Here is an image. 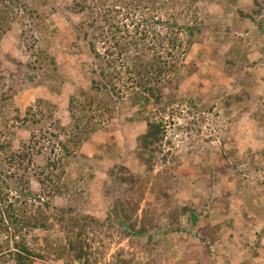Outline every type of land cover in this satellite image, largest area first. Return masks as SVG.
Returning <instances> with one entry per match:
<instances>
[{
  "label": "trees",
  "instance_id": "1",
  "mask_svg": "<svg viewBox=\"0 0 264 264\" xmlns=\"http://www.w3.org/2000/svg\"><path fill=\"white\" fill-rule=\"evenodd\" d=\"M229 1L235 6L238 5V0ZM174 2L175 0H72V3L66 7L65 11L68 13L81 15L83 18L79 24L71 23L76 38L70 47L72 53L76 55L86 51L93 56L95 63L90 65L91 71H84V66L83 69L81 67V73L83 72V77L87 80V87H77V92L71 96L68 107L70 121L67 126L58 124L57 134L47 127L53 120L56 107L42 99L37 101L36 106L26 111L25 117H16L20 127L31 134L28 143L19 140L15 132L11 134L6 126L7 122L2 125L1 131L8 134L10 139L8 143L0 145V264L9 262L100 264L107 255L110 243L117 235L120 236L121 241L130 240L131 243L137 238L138 241L135 242L136 246H140V253L147 251L152 255L159 244L153 238L154 233L164 236L171 234L192 236L195 231H197L196 238L204 246V255L208 259V264H215L212 260L215 255L214 249L219 244L224 231L227 234V230L234 228V219L228 218L213 227L208 226L207 222L211 217L210 211L217 201L224 204L223 214L229 217L231 198L230 196L222 199L210 198L205 193L200 196L199 203L195 204L193 202L179 204L173 199L170 191L174 188V179L171 175L167 178L170 173L169 167L165 166L164 173H156L154 165L155 158L160 159L156 154H162L161 146L165 140L166 128L163 122L151 119L148 113L150 106L165 110L176 102V96L165 93L167 87L173 86L174 76L178 83L176 87H179V84L186 81L191 74L200 71L194 63L183 64V57L178 50L185 45L183 34L187 36L186 54L195 44H201L209 23L197 22L195 25L185 23L182 26L178 25L177 19L174 18L172 22L159 27L162 22H150L144 17L140 23L134 21L131 25L127 24L125 19H120L123 10L116 6L120 5L127 10L142 13L145 6L151 4L152 12L159 14L161 19L162 14L168 11L169 6ZM196 3V0L192 1L190 7L193 8ZM262 3L255 0V7L250 8V12L237 8V19L257 22L258 15H262L264 10V1ZM112 5L115 7L110 8ZM12 13L13 0H0V38L1 34L10 28ZM37 13L38 11L31 9L32 19L37 20L40 26L45 25L44 20ZM167 16L173 17L169 13ZM87 26L96 29L97 33L87 31ZM233 26L237 27V25ZM238 28L240 29L237 27V30ZM259 28L263 41L261 40V47L258 50L263 54L264 22L259 23ZM140 30L142 33H138ZM232 30L230 25L225 27L228 38L233 34ZM231 37L234 38V35ZM240 40L248 42V39ZM98 42H101L105 48L103 54L97 50ZM235 46L236 48L228 55L248 56L249 48L246 50L240 44ZM177 53L179 57L176 56ZM233 59H230L232 62L229 63L232 65L231 72L236 69V61L234 63ZM56 60L54 55L48 57L47 52L39 53V63L47 64L48 68L53 67L52 71L45 73V79L56 82L54 91L61 94L65 81L74 83L58 73ZM254 64L258 66L261 62ZM0 80L3 78L0 77ZM123 81L126 87H131L133 90L130 97L132 104L140 107L135 119L141 118L146 124V131L135 140L136 147L132 152L137 157L136 166L139 171H132L133 165L124 163L128 159V152L123 153L118 145L99 149L95 160L108 158L115 163L106 172L109 180H105L104 184L100 182L102 195L111 201V207L100 211L90 207L94 191L90 187V181L95 178L92 171L96 168L92 165L88 166L90 181L86 185L87 192L76 191L77 182L84 178L86 168L83 167V171H79L76 178L73 177V169L81 163L80 156L76 153L115 119L116 108L123 102L121 90L116 87ZM9 92L2 91L0 87V104L14 98L16 91ZM242 100V96L228 95L223 100V106L231 112ZM191 103L199 113L213 112L215 108L209 98L199 102L191 100ZM36 131L39 132L38 135ZM61 136L64 137L63 140ZM238 139L236 143L242 141L241 137ZM45 141L59 147L61 154L54 160L49 159L45 166L39 167V173L34 171L33 176L40 185V192H35L31 189L30 167L35 162L34 157L40 156L44 150L45 145L42 143ZM262 142L264 143V139ZM13 144L18 145L19 149L13 148ZM128 146L129 144L124 146L126 151ZM104 152L105 154H102ZM247 152L240 156V151L232 146L226 153V161L230 159L233 161L232 167L230 165L210 167L207 188L212 190L223 183L227 175L232 177L234 171L241 172L240 168L246 164L249 168L260 169L259 161L254 160V152L250 149ZM257 152L263 156L261 150ZM163 157L166 162L167 156ZM249 157L252 158L248 160ZM5 164L14 170L7 172ZM83 166L86 164L83 163ZM261 185L264 186V181ZM97 186L100 187L98 183ZM151 186L154 187L156 200L148 203L146 196ZM12 192L14 195L11 194ZM55 198H62L66 204L56 205ZM242 210L244 222H253L248 207L247 210L242 207ZM162 220L165 226L162 225ZM183 220L187 221L186 227L183 225ZM38 230L49 232L58 230L63 234V238L44 239L43 248L33 249L28 244L27 235ZM142 238H147V241L142 243ZM257 243L259 245L260 241ZM255 246L245 244L252 255L257 257L259 254L254 249ZM124 253L125 251L120 252L117 256L120 260L117 259L112 264H132L134 259L132 261L123 259ZM229 256L232 257L225 251L222 259L227 264H233ZM247 262L253 264L251 261ZM151 264L157 263L152 260Z\"/></svg>",
  "mask_w": 264,
  "mask_h": 264
},
{
  "label": "rangeland",
  "instance_id": "2",
  "mask_svg": "<svg viewBox=\"0 0 264 264\" xmlns=\"http://www.w3.org/2000/svg\"><path fill=\"white\" fill-rule=\"evenodd\" d=\"M192 1L194 0H175L174 4L169 6V10L162 14L161 19L159 14L152 12L151 4L146 5L142 13L116 5L123 10L120 19H125V22L131 25L134 21L140 23L144 17L150 22H162L159 27L172 22L174 18L177 19L178 25L182 26L185 23L190 25H195L197 22L209 23L201 44H195L186 54L187 36L183 34L182 39L185 45L178 50L183 57V64L194 63L200 71L191 74L186 81L179 84V87H176L178 85L176 77L172 78L173 86L167 87L165 93L176 96L177 100L174 104L165 110L154 106L148 107L150 118L163 122L166 128L165 140L161 146L162 154H156V157L160 156V159L155 158V170L156 173H164L165 166L169 167L170 173L168 172L167 178L171 175L174 179V188L170 194L179 204L199 203L200 196L205 193L206 196L217 199L230 196L232 206L229 217L223 214L224 204L217 201L210 211L211 217L207 222L208 226L213 227L228 218L234 219V228L227 230V234L224 231L219 244L214 249L215 255L212 260L215 264H227L222 259L225 251L232 255L228 258L233 264L250 263L247 261L253 264H264V186L261 185L264 181V143L262 142L264 139V53L258 50L263 41L259 23L264 22V10L262 15H258L257 22L243 21L237 19V8L250 12L249 9L255 7V0H238L236 6L229 0H196L197 3L191 8ZM263 1L259 0L261 3ZM71 3L72 0H13L10 28L2 33L0 38V77L3 78L0 80V87L2 91H10L9 93L16 91V94L11 100L0 104V145L8 143L10 139L8 134L1 131L5 122L11 134L15 132L19 140L29 142L31 134L20 127L16 117H25L26 111L36 106L40 99L56 107L53 120L47 125L52 132L57 134V125L67 126L70 121L68 110L70 98L77 92V87H87V80L83 77V72L81 73V67L83 69L84 66V71H91L90 65L95 63L93 56H90L88 52L75 55L70 49L76 41L71 23L79 24L83 21L81 15L65 11ZM113 7L115 6L112 5L110 8ZM31 9L38 11L37 15L42 17L45 25L40 26L37 20L32 19ZM105 10H107L106 7ZM167 13L173 17L169 18ZM227 25L232 26L231 36L234 35V38L231 36L228 38L226 35ZM233 25H237L240 29L237 30V27ZM86 29L90 33H97L92 27L87 26ZM138 33H142V30ZM237 37H239L238 41ZM240 37L244 40L248 39V42H243ZM237 44L242 45L246 50L249 48L248 56L243 57L242 54L237 55V53V56L228 55ZM97 50L101 54L105 52L101 42H98ZM40 51L47 52L48 57L54 55L57 59L58 73L74 83L65 81L61 94L54 91L56 82L45 79V73L52 71L53 67L48 68L47 64L39 63ZM176 56L179 57V54L177 53ZM230 59H233L234 63L236 61L234 72L230 70L232 67L229 64L232 62ZM255 62H261V64L255 66ZM121 73L123 76L124 72ZM116 88L121 90L123 102L116 108L115 119L111 125L105 126V130L98 132L76 153L80 156L82 168L76 166L73 169V177L76 178L79 171L82 172L83 167L86 168L84 178L77 182L76 191L87 192L86 185L90 181L88 166L92 165L96 168L92 171L95 178L90 181V187L94 190L90 207L100 211L111 207V201L102 195L100 182L104 184L105 180H109L106 172L115 163L108 158H103L101 161L95 160L99 149L118 145L123 153L128 152V159L124 163L129 166L132 164V171H139L136 166L138 165L137 157L132 152L136 147L135 140L146 131L145 122L141 118L135 119L140 107L132 104L131 87H126L123 81ZM228 95L243 97L241 103L231 112L223 106V100ZM206 98L211 99V105H215L213 112L199 113L192 107V103L190 104L191 100L199 102L205 101ZM36 134L38 135L39 132L36 131ZM239 137L242 141L236 143ZM63 138L61 136V140ZM43 144L45 148L40 156L34 157L35 162L32 163L29 173L31 178L28 177L31 181V189L35 192H40V185L33 176L34 171L39 173V167L45 166L49 159L54 160L61 154L59 147L55 144H50L48 141ZM125 144H129L128 151L125 150ZM232 146L240 151V156L247 154L248 149L252 150L254 160L259 161L261 168L255 170L246 164L240 168L241 172L234 171L232 177L227 175L224 182L212 190L207 188L210 167L225 165L232 167V159L226 161V153ZM18 147L15 144L13 148L18 150ZM258 150L263 152V156L257 152ZM163 156H167V163L164 162ZM83 163L86 166H83ZM5 168L7 172L14 170L7 164ZM153 190L154 187L151 186L146 196L148 203L156 200ZM11 194L14 195V192ZM54 203L65 205L66 201L55 198ZM242 207L246 210L248 207L250 218L254 219L253 222H244L241 214ZM162 225H166L164 220ZM183 225L186 227V220H183ZM196 233L197 231L192 236L187 234L164 236L154 233L153 238L159 244L152 255L147 251L140 253V246H136L137 238L131 243L130 240L121 241L120 236L117 235L110 243L107 255L100 264H112L117 259L119 261L120 258L117 256L122 251H125L123 259L129 261L134 259L132 264H151L152 260L157 264H208V259L204 255V246L196 238ZM60 237L63 238V234L58 230L52 232L38 230L30 232L27 240L33 249L39 250L44 247V239L57 240ZM146 241L147 238L141 240L142 243ZM258 241H260L259 245ZM246 243L252 246L257 245L254 248L259 254L257 257H254L245 247ZM7 264H13V262ZM36 264L65 263L37 262Z\"/></svg>",
  "mask_w": 264,
  "mask_h": 264
}]
</instances>
